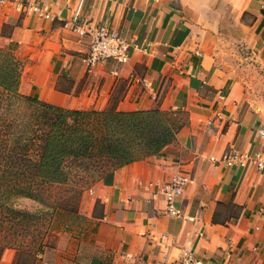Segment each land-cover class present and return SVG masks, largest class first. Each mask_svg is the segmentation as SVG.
Returning a JSON list of instances; mask_svg holds the SVG:
<instances>
[{
	"label": "crops",
	"instance_id": "0c3cea01",
	"mask_svg": "<svg viewBox=\"0 0 264 264\" xmlns=\"http://www.w3.org/2000/svg\"><path fill=\"white\" fill-rule=\"evenodd\" d=\"M17 1L0 5V29L8 26L0 46L25 51L21 94L68 109L159 108L187 119L156 155L95 186L101 218L93 252L78 264H164L184 251L203 264H264V174L254 163L264 155V111L240 79L264 68V0ZM79 4L83 28L106 25L129 41L125 62L86 65L89 36L69 29ZM228 149L245 165L224 166ZM177 176L187 180L171 212L166 192ZM13 258L7 249L0 264Z\"/></svg>",
	"mask_w": 264,
	"mask_h": 264
},
{
	"label": "trees",
	"instance_id": "16d2710c",
	"mask_svg": "<svg viewBox=\"0 0 264 264\" xmlns=\"http://www.w3.org/2000/svg\"><path fill=\"white\" fill-rule=\"evenodd\" d=\"M22 71L12 48H0V210L14 216L8 198H36L41 186L65 184L73 166H110L103 180L109 182L112 170L156 155L187 122L159 108L55 106L19 92Z\"/></svg>",
	"mask_w": 264,
	"mask_h": 264
},
{
	"label": "rangeland",
	"instance_id": "374dc122",
	"mask_svg": "<svg viewBox=\"0 0 264 264\" xmlns=\"http://www.w3.org/2000/svg\"><path fill=\"white\" fill-rule=\"evenodd\" d=\"M7 27L3 25L0 36H7ZM36 44L34 38L30 46ZM0 48H12L23 70L29 65L24 49L16 44ZM240 79L248 89L245 94L264 111L260 107L264 105V68L255 64L251 70H243ZM178 117L183 118L182 114ZM69 171L67 183L41 186L35 191L36 198L7 199V209L19 213L14 216L9 210H0V259L7 249L14 251L11 264H78L91 256L102 211V205L92 201L94 188L111 167L99 171L73 166Z\"/></svg>",
	"mask_w": 264,
	"mask_h": 264
},
{
	"label": "built area",
	"instance_id": "2783aa9c",
	"mask_svg": "<svg viewBox=\"0 0 264 264\" xmlns=\"http://www.w3.org/2000/svg\"><path fill=\"white\" fill-rule=\"evenodd\" d=\"M16 3L20 5L17 0H0V5H10ZM80 7L79 4L76 7L72 15V19L69 22V29L73 33H77L80 37L84 35L89 36L88 50L84 57V62L87 66H92L97 63L112 60L115 62H125L129 57L131 44L129 41L117 30L111 29L106 25H97L91 28L85 29L80 24ZM42 16L45 19H51L52 16L43 11ZM240 155H238L233 149L226 150L222 157L221 163L226 167L234 165L244 166L241 161ZM248 158V155H245ZM257 171L264 174V155L254 160ZM186 178L182 176L174 177L168 185V191L166 192L167 206L171 212H175L174 199L180 197L182 193V187L186 182ZM164 264H203L193 252L184 251L182 256L177 260L164 263Z\"/></svg>",
	"mask_w": 264,
	"mask_h": 264
}]
</instances>
